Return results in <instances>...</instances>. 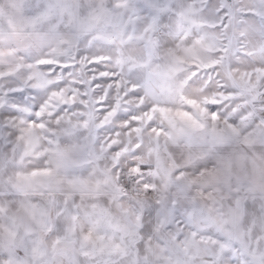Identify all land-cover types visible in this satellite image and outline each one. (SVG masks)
<instances>
[{
    "label": "clouds",
    "instance_id": "1",
    "mask_svg": "<svg viewBox=\"0 0 264 264\" xmlns=\"http://www.w3.org/2000/svg\"><path fill=\"white\" fill-rule=\"evenodd\" d=\"M86 24L95 31L68 55L104 31L107 70L131 58L128 99L107 120L98 89L89 107L47 111L55 91L91 77L40 64L70 61L35 34ZM261 49L264 0H0V253L20 264H264V87L253 99L234 84L264 63ZM154 106L199 124L173 127ZM41 109L47 131L29 146L22 129Z\"/></svg>",
    "mask_w": 264,
    "mask_h": 264
},
{
    "label": "snow or ice",
    "instance_id": "2",
    "mask_svg": "<svg viewBox=\"0 0 264 264\" xmlns=\"http://www.w3.org/2000/svg\"><path fill=\"white\" fill-rule=\"evenodd\" d=\"M46 15V13L44 14ZM73 16V21L76 20L75 14L70 13ZM223 20V18H222ZM95 29L90 24H86L81 30L72 28L67 33L58 31V26H51L47 33H37L36 39L41 43L48 44L53 47V53L64 54V59L70 61V63H61L59 60L43 59L39 61L40 64L51 65L53 63L57 64V70L60 67L64 68L65 72L69 71L70 67L79 69L81 74H87L91 77V80L79 79L73 80L67 87L60 88L55 91L53 95L56 97L58 103L53 104L49 109H47L48 114L51 115L60 104L68 107L70 105L79 104L81 106L89 107L93 103H97L92 99L94 94V89L99 90V95H101V101L99 102L101 106L104 104L111 105L110 111L107 112L105 120L109 117L115 116L121 104L128 99L129 88L128 81L126 79L125 73L123 71L124 66L130 62V57H126L121 53L117 59L116 64L121 67V73L117 74L112 71L107 70L108 63L112 60V57L107 55L108 46L112 43L109 33L104 31H99L94 37V41L90 42L88 45V51L81 52L78 57H73L68 55L72 52L78 44L81 31ZM99 45V46H98ZM260 54L264 57V49H261ZM77 61H79L77 63ZM230 74V73H229ZM47 83H51L48 81ZM235 86L238 88L240 94L246 97H252L253 99L259 95L260 89L264 87V63L256 64L249 70L244 71L239 80H234ZM84 86H87V91L83 90ZM94 86V87H93ZM135 88V85H132ZM148 89V86L145 85ZM150 91V89H148ZM133 96L138 95V93L132 91ZM143 103V100H141ZM187 103L190 106L196 107V102L188 100ZM45 109H41V112L35 115H29L28 120L30 121L28 127L22 129V139L29 146H34L43 137L44 133L47 131V126L44 123L36 122V116H40L44 113ZM159 111L160 115L169 122L170 125L175 127L176 123L179 121L185 125H198L199 121L193 117L189 112L183 110H177L173 112L167 108H157L153 107L152 112ZM206 109L201 108L200 113L203 115ZM86 115L89 119L92 118L91 110H89ZM145 115H149L145 113ZM131 116L133 120L140 122L141 117L135 115L133 112H120L117 116L119 120H127ZM150 118V116H149ZM212 118L216 119V113L212 114ZM69 132L72 129L68 130ZM136 131H140V128H136ZM182 132L183 128L178 129ZM159 135V132H157ZM15 136V132H13ZM52 141L49 140V143ZM223 247V245L221 246ZM6 257L5 264H20L19 257L13 250H9L7 253H0Z\"/></svg>",
    "mask_w": 264,
    "mask_h": 264
}]
</instances>
